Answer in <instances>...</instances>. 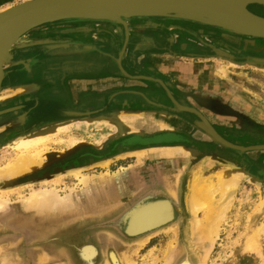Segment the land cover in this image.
Instances as JSON below:
<instances>
[{"label":"flooded vegetation","instance_id":"flooded-vegetation-1","mask_svg":"<svg viewBox=\"0 0 264 264\" xmlns=\"http://www.w3.org/2000/svg\"><path fill=\"white\" fill-rule=\"evenodd\" d=\"M64 23L69 25L64 26ZM125 23L124 26L109 21L60 22L62 25H55L57 29L51 34L55 39L53 45L56 46L48 47L50 41L41 47L15 52V57H18V53L22 54L24 62L21 67L7 71L3 86L33 83L37 88L0 107L13 108L0 117V125L14 122L0 133V145L54 121L84 118L88 113V116H98L119 109L140 111L144 117L161 114L164 116L161 118L166 121L178 116L182 119L177 120L180 124L190 127L126 133L123 137L106 142L101 151L93 148L77 150L74 158H83L86 162L102 161L119 153H131L159 145L195 148L201 142L191 138L187 131H201L192 125L196 116L187 111L168 110L167 107L179 109L189 105L201 114L203 112L198 105L183 101L177 95L174 84L158 73L155 59L164 53L177 57L215 56V50H221V56L232 61L264 58V44L258 43L257 39L215 27L173 18L136 17L125 20ZM48 30L50 27L43 31ZM253 41L255 45L252 46ZM118 58L124 74L116 64ZM16 76H22L23 79L13 81ZM139 76L163 81L178 105L172 104L159 82ZM111 77L117 78L122 84L111 90L109 87L92 88L93 80L101 84ZM126 84L133 85L127 87ZM216 109L220 110L213 107V110ZM214 129L219 131L215 126Z\"/></svg>","mask_w":264,"mask_h":264},{"label":"rangeland","instance_id":"rangeland-1","mask_svg":"<svg viewBox=\"0 0 264 264\" xmlns=\"http://www.w3.org/2000/svg\"><path fill=\"white\" fill-rule=\"evenodd\" d=\"M26 1L28 0H0V8L9 7V6L13 7L17 4L24 3ZM146 18H159V17H146ZM175 20H181V19H175ZM64 21H76L77 22V21H91V20H60V21L40 25L28 31L26 42L24 44H19V45H23V47L19 49L14 47L12 49V57L10 60V65H8L6 68L5 77L7 75L8 70H11L14 67H21V65L24 62L21 57L22 54L18 53V57H15V52L21 51L23 49H29L30 47L31 48L39 47V46L41 47L44 44H48L50 41L51 42L49 43L50 45H48V47L56 46V45H53L55 39H53V36L51 34H54V32L56 31L55 29H57V28H54L56 27L55 25L61 26L62 24H60V22H64ZM103 21H106V20H103ZM63 25L68 26L69 24L64 23ZM70 25H73V24H70ZM48 27H50V30L44 32L43 30ZM210 27H213V26H210ZM239 36H244V35H239ZM244 37H250L254 40L257 39L258 43L264 44V40H262L263 38L261 37H251V36H244ZM42 40H44V42ZM253 45H255V42L252 44V46ZM167 57L166 59H164L163 64H169V63L175 64V63H179L182 61H186L190 63H202L203 62V59L199 60L197 58L188 57L187 55H179V57H177L176 55H168ZM214 59L215 61L210 60V64H212V66L214 68H217L218 70L220 68L227 67L229 65L228 63L230 62L229 59H226L222 57L221 55L220 56L216 55V58ZM234 62L239 63V64L242 63L241 66H239L240 68H238V72L244 74L243 76L244 81L247 80L246 82H244V87L248 90H251L252 92H257L253 95L252 94H247V95L249 97L251 95V97L254 99L253 103L259 102L260 104H264V98H262L264 97V71L260 68H257L258 67L257 65H253L251 63V59L249 60L246 59L244 61H234ZM17 78H19L18 80L23 79L22 76L20 77L16 76V78H13V79L17 80ZM253 78H256L257 80L263 83L255 84L256 82L252 80ZM4 79L2 81V84L4 82ZM241 80H242V76L239 78V81ZM2 89H3L2 90L3 92H2V95L0 96V107L6 105L5 103H9L16 98L22 97L21 95L22 93L31 92L32 90L35 89V87L32 89H28L27 91L23 90V92L19 93L18 95L15 93H9L8 92L9 90L6 89L5 86H3ZM246 102L251 105L249 101L246 100ZM247 106L251 109L249 105ZM4 109H8V108H4ZM0 110H3V109H0ZM130 113H138V111L133 112V110H130ZM3 114H6V113H3ZM3 114H1L0 117ZM8 124L6 125L5 123L3 125H0V133L4 132L9 127H11V125H13L14 122L8 123ZM180 126H182V124H180ZM127 127L129 126L127 125ZM249 127L254 128L255 130H258V127H261V125L256 122H251ZM194 128H196L197 130H200L197 127H194ZM86 130L87 128L81 127L77 130H71L66 134H60L59 135L60 137L58 136V138H62L63 143L55 144L53 142V144L51 143L49 145L50 152L46 154L45 156L46 158H44V164L42 166L37 167L29 175L21 177L20 180L16 183V185L6 187L4 184H0L1 190H11L10 188L14 187V189L9 191L7 194L8 195L7 199L9 201L8 208L3 213H0V262L2 258H4L8 260L10 264H40L42 263V260H38V257L42 255V256H45V259H43L44 260L43 262H46L47 264H71L69 255L63 253L60 250H57V248L55 247V243L57 244V242L60 241V238L62 242L65 239L63 235L64 234L63 232L66 231L63 228L64 226H68L71 224L78 225V224L85 223L87 221H91V219H100L101 217L112 214L116 212L118 209H120L125 203L130 201L133 198V196H135L139 192L141 188L144 190L146 189L145 186L154 185V183H151V181L155 180V178H157L156 177L157 175L151 171L149 172V168H143V167L136 166L134 167L135 170L131 171L130 169V171L133 173V176L135 177V179L141 180L140 183L139 184L136 183V185H134L131 188V190H129L128 192L126 193L124 192V194L114 197L105 207L94 208L93 210L90 208L83 209L79 207L78 209H75V210L72 209L70 211H64V212H58V213H44V214H39V213L37 214V212L35 211H28V212L24 211L21 208L20 199H21V196H23L24 194H27L31 188H38L41 186H45V187L54 186L59 190L60 193L61 192L64 193L67 190V187L69 188L71 186L77 185V179H75L74 176L68 172V170L70 169L80 167L81 172L86 173V174H91V173H96V172L99 173L102 170L103 171L109 170V172L112 173L115 170L121 168L120 166H118L119 164H121V161H122V164L123 162H126V161L127 163L132 162L130 161L132 160V158L131 159L125 158V160H120V159L126 157V155H134L133 153H127V154L119 153V155H115L109 158L108 160L105 159L106 160L105 162L103 161L93 162L91 160L86 162L84 161L85 159L83 158H78V157L74 158L73 155L75 154V152L83 148H93L95 150H100V151L103 150L104 143L108 142L109 140L108 138L106 139L104 138V139L99 140L100 142L98 143H92V141H95V138L93 137V135H91L90 131L88 130L86 131ZM230 132L232 133V135H230ZM123 133L125 135V131ZM189 133H190L191 138H193L194 137L193 134H195L196 136L201 135L203 139L202 138L199 139L201 140L200 141L201 144H199V146L197 145L195 148L188 147L192 149V152H190V157H189L190 162H188V160L187 161L185 160L183 163L181 162L183 164L181 167V171L179 174H176L175 179L181 181L183 178H185L186 172L190 171L193 166H198L202 164L204 160H206L210 156L220 159L222 161H225L228 164H230L232 167H235L236 169H243V170H246L247 172L246 175L239 178L237 188L234 192V196L230 200V203L228 204V206L225 208V211H224L225 213L223 212V214H225L226 216L222 218V220L220 221L218 225L219 228H218L217 235H215L216 238L213 237L214 241H213L212 249L206 256L205 261L203 259L202 261H204V264H249V261H247L249 256L242 255L241 252L236 253L235 245L239 242V234L245 228H246L245 230H247L249 223H251L252 218H254L253 215L257 213L258 207L259 208L264 207V201L262 199V197L264 198V150H251V151H246V152H237V151L228 149L226 147H223L219 144L212 142L210 140V137L207 136L205 133L203 134L202 131H189ZM221 133H222L221 134L222 136H227V137L230 136L229 140H231L232 142L238 143L243 146L262 144V143L264 144V140L260 139V138L264 139V131H260V130L258 131H222ZM113 136H111V138ZM251 136H253L254 139H252ZM69 137L76 138V139H83L85 140V143L82 142L81 144H79L82 146L76 149L75 147L79 145H76V146H73L67 149L66 143L70 139ZM11 141L12 140L0 145V165H2L3 161L6 158H9L14 152V149L8 146L10 143H12ZM64 144H65V147H64ZM62 148L65 150H63ZM72 149H75V150L72 153H70V150ZM52 150H55V151H52ZM220 150L222 151L221 157H219L220 154L218 153V151ZM52 153H55V156L57 157H54L53 155H51L49 159L48 155ZM76 162H80V163L74 164ZM103 163H106V164L102 165ZM159 163L162 166L166 164V162H159ZM187 163H189L190 166H188ZM213 170H214V167L209 166L208 170H206L202 174L211 173L213 172ZM131 172H129V174ZM167 172H168V169H167ZM158 178L160 180V177ZM51 179L56 180L58 183L54 182V184H51V183L41 184V182H43L44 180L46 181V180H51ZM159 180H158V185L163 188L164 185L160 183ZM163 182L165 183L164 180ZM16 186L17 188H15ZM167 192L169 193V191ZM222 193L223 192L218 193L219 195L217 194V197L218 198L220 197V199H222ZM169 194L171 195L172 200L177 204L178 208L182 212L184 219H185V224H186L187 217H186L185 209L183 205L176 198V196L174 197L171 193ZM261 202L263 204H260ZM212 211L214 213L215 211L219 213L217 209H215V211L214 210ZM201 212L202 211L199 212V215H198L199 218L200 217L203 218L202 217L203 212L202 213ZM250 225L251 227H254L253 225H258V223L253 224V225L251 223ZM60 226L63 231H59L60 229L57 230V228ZM164 227H166L165 230L162 233L159 232V234H157L158 236L150 242L151 246H153L150 248L146 247L147 246L146 242L148 238L143 241L135 242V243L134 242H123L119 238L114 236L113 234L99 232L97 234V239H98V244L102 252V259L99 264H107L106 261L108 262V259H109V257L107 256V253H108V250H111L112 248L116 252H119L121 250L130 251V254L133 256V259L135 261V264H161L167 258H170L169 259L170 264H174L175 261L179 259L181 255H183V249L176 235V231H175L176 226L174 224H169ZM184 230H185V225H184ZM43 231H45V233ZM43 239H46L50 242L48 244H45L40 241ZM66 243H68L67 245L70 244L69 246H71L72 248H74L76 245L73 240H67ZM82 243H89V242L87 241V242H82ZM149 250L151 251V253ZM234 250H235V261L227 262V260L234 253ZM191 252H192L193 259L195 260L196 264H198V260L202 256L201 254L203 251L201 250L198 253L193 252V251Z\"/></svg>","mask_w":264,"mask_h":264},{"label":"bare ground","instance_id":"bare-ground-1","mask_svg":"<svg viewBox=\"0 0 264 264\" xmlns=\"http://www.w3.org/2000/svg\"><path fill=\"white\" fill-rule=\"evenodd\" d=\"M214 1L219 4L229 5L238 11L247 12L254 16H258L264 19V0H214ZM13 7L9 6V7L0 8V15L11 10ZM77 16L80 15H72L65 17H77ZM65 17H60L59 19ZM56 20H58V18L50 19L47 20L46 22H51ZM27 33L28 32H23L13 41V43L8 48L5 56L1 61L0 78L1 75L6 71V68L12 57V49L18 46L19 44H24L26 42ZM262 40H264V38ZM42 41L44 42V40ZM217 52L220 54L223 53L221 50H218ZM228 64L229 65L227 67L220 68L216 76L217 79L219 78L220 83L222 82L223 84L226 85L228 84L230 88L234 89L233 87L235 86L237 87L236 85L237 83H235L232 77H234L235 69H238L242 63L239 64L230 60ZM171 66L174 67L173 69L175 72L180 74L182 73L188 74L193 69H196L193 67L192 64L189 65L186 63L173 64ZM204 68L206 69L208 67L205 66ZM257 68H260L264 71V65L258 66ZM202 71L200 72L201 76L203 78L208 79L209 78L208 72L204 73ZM197 73H198V69L194 73L195 76L196 77L198 76L201 81L204 80L202 77L199 76V73L198 74ZM18 79L19 78H17V80ZM211 79L212 78H210V80ZM221 79L223 81H221ZM2 85L3 84H1L0 87V96L2 95L3 92ZM34 87H36V85L33 83H27V84L20 83V84L5 86V88L9 90L8 91L9 93H15L17 95L23 92V90L27 91L28 89H32ZM249 100L251 105L254 106L253 107L249 104V106L253 108L252 110L258 113L259 116L263 115L264 117V104H260L259 102L253 103L254 102L253 100L251 99ZM240 101L243 100L240 98ZM134 111L137 112L136 110H133V112ZM158 115H159L158 116L159 121H157V123L159 124V126L166 128V124L165 122H163L164 118H161L164 116L161 114ZM142 116L143 114H141L140 111H138V113H130V110L117 109V110H111L106 114H100L98 116L87 115V117L84 118H75V119L72 118L69 120L61 119L62 121L61 120L56 122L54 121L53 123L42 126L36 130L28 131L20 135V137L18 136V138L12 140L11 141L12 143L8 145L10 148L14 149V152L9 158H6L3 161L2 165H0V184H4V185L12 184V182L17 180L18 178L29 175L37 167L42 166L44 164V158H46L45 157L46 154L50 152L49 145L51 143L53 144V142L55 144L63 143V139L58 138L60 134H66L71 130H77L81 127H85L87 128L88 131H90L91 135H93V137L95 138V141H92V143H98L100 142L99 140L104 138L105 139L108 138L109 140H111L113 137H115L113 135L119 133L120 128H122L123 126L127 127L128 125L129 127L127 128L133 129V125H135L138 118ZM174 118L179 121H182L181 118L178 116H174ZM10 123L13 122L11 121ZM7 124L8 123H6V125ZM111 136L113 137L111 138ZM82 142L85 143V140L70 138L66 143V148L67 149L71 148L73 146L81 144ZM156 149H158L159 151L158 154L162 156L163 158L162 160H164L166 164H164L163 166L160 163L157 164L156 171L153 170V173L156 174L157 177L163 176L165 178L164 179L165 184L163 185L165 186L167 191H169V193H171L174 197L176 196V198L183 205L187 217V222L185 224V233H186L187 241L190 245L191 251L196 253L200 252L201 250L203 251L201 254L202 258L198 257L199 258L198 264H204L206 256L212 249L213 241H214L213 237L217 235L219 228L218 225L222 220V218L226 216L225 214H223V212L225 211V208L228 206L230 200L234 196V192L237 188L239 178L246 175L247 172L246 170L243 169H236L227 162L210 156L206 160H204L202 164L186 172L185 178H183L181 181L177 179L173 180V174L176 171L180 172L182 165L177 167L178 158L177 159H172V158L177 156L179 158L183 157L185 159L186 158L189 159L190 152H192V149L186 146H173V147L164 146V147H158ZM140 150L138 151L134 150V153L137 155L136 163L138 164L143 159L142 155L146 153L143 152L144 151L143 149L141 151ZM48 157L50 159V156ZM140 158L142 159L140 160ZM209 166L214 167L213 172L202 174L206 170H208ZM134 167L136 166L132 163V165H130L129 167H121L112 173L109 172V170H107L96 174L82 173L80 167L70 169L68 170V172L72 174L75 179H77V185L71 186L69 188L67 187V190L64 193L61 192L62 194L54 186L51 187L41 186L38 188H31L27 194L21 196L20 199L21 208L27 212L35 211L37 212V214L38 213L44 214V213H58V212L70 211L72 209L73 210L78 209L79 207L83 209H87L90 208L92 204L96 202H101L103 206V204L109 203L114 197H117L121 194H124V192L126 193L127 191H129L130 190L129 185L131 184L135 185L134 183L135 177L131 172L135 170ZM166 167L168 169V172ZM148 168L150 170L151 167ZM129 172L131 173L129 174ZM54 182L58 183L56 180L51 179L46 181L44 180L43 182H41V184L43 183L54 184ZM15 188H17V186ZM10 189L12 190L14 189V187ZM11 190L0 189V213H3L8 208L9 201L7 199L8 196L7 194ZM220 192H223L222 199H220V197L219 198L217 197V194ZM262 199L264 201L263 197ZM262 202L260 204H263ZM94 208H92V210ZM166 209H167V205L165 203H162L156 210L153 209L152 213L149 210H146L145 212L144 211L141 212L142 215L138 216L139 218L134 222L133 228L141 229L151 224L164 220ZM215 209H217L219 213H217ZM212 210H214L215 213ZM200 211L203 212V216H202L203 218L201 217L199 218L198 216ZM253 217L254 218H252L251 220L252 225L256 223H258V225H253L254 227H251L250 225L251 223H249L247 230H245L246 229L245 228L244 229L245 231L243 230L239 234V242L235 245L236 253L241 252L242 255L249 256L247 259V261H249V264H264V207L262 208L258 207L257 213H255ZM43 232L45 233V231ZM77 253L79 255L78 259H82L83 264H93L98 255L97 254L98 251L96 247L93 244L91 245L90 243H82V245L77 248ZM107 256L109 257L108 262L106 261L107 264L109 263L135 264L133 256L130 254V251L127 250H121L119 252H116L112 248L111 250H108ZM43 259H45V256L41 255L40 257H38V260H42V263L40 264H47L46 262H43L44 261ZM169 259L170 258H167L161 264H170ZM202 259L204 261H202ZM233 261H235V250L232 256L227 260V262H233ZM186 263L191 264L188 263L187 261ZM0 264H10V263L8 262V260L2 258Z\"/></svg>","mask_w":264,"mask_h":264},{"label":"water","instance_id":"water-1","mask_svg":"<svg viewBox=\"0 0 264 264\" xmlns=\"http://www.w3.org/2000/svg\"><path fill=\"white\" fill-rule=\"evenodd\" d=\"M72 15L80 16L65 17ZM60 17L65 18L59 19ZM136 17L175 18L213 26L238 35L264 38L263 18L247 12L238 11L226 4L216 3L214 0H28L24 3L17 4L11 10L0 15V67L3 57L13 41L23 32H28L42 24L60 20H106L120 23L125 26L126 19ZM55 18H58V20L46 22L47 20ZM22 47L23 45H19L15 48L19 49ZM217 51L218 50H215V53L221 55ZM251 63L253 65L262 66L264 65V58H251ZM116 64L121 73L124 74L125 72L121 67L119 58L116 59ZM8 65H10V61ZM5 74L6 71L1 75L0 87ZM139 77L148 81L159 82L162 88L165 89L172 104H174V106L178 105L163 81L147 76ZM23 94L25 93L21 95ZM12 109L13 108L0 110V115L10 112ZM167 109L187 111L194 114L196 120L192 121V125L209 136L212 142L223 147L237 152L264 150L263 143L243 146L230 141L225 136L215 131L214 127L205 116L191 106H181L179 109L167 107ZM123 127L120 128V132L111 140L123 137ZM80 146L82 145L75 147V149ZM75 149L70 150V153ZM51 155L57 157L55 153L49 154L48 156L51 157ZM19 180L20 178L12 182V184L5 186L16 185ZM162 203L167 205L164 220L141 229L133 228L134 222L139 218L138 216L142 215L141 212L149 210L152 213L153 209L156 210ZM169 224H174L176 226V235L183 249V255H181L174 264H187L186 261L191 264H196L192 257L191 248L184 230V216L177 204L172 200L171 195L167 190L159 186L158 183L148 185L144 190L140 189L130 201L112 214L101 217L100 219H91V221L82 224L64 226L63 228L66 230L63 232L65 240L62 242L60 239L57 244L55 243V247L57 250L69 255L71 264H83V260L78 259L79 255L77 253V248L82 245V242L88 241L91 245L93 244L98 251V255L93 264H99L102 259V252L97 239V234L99 232L113 234L123 242L135 243L147 239L160 228ZM57 230L63 231L61 226L58 227ZM66 240H73L76 244L75 247L72 248L67 245L68 243H66ZM40 241L45 244L50 242L46 239Z\"/></svg>","mask_w":264,"mask_h":264},{"label":"crops","instance_id":"crops-1","mask_svg":"<svg viewBox=\"0 0 264 264\" xmlns=\"http://www.w3.org/2000/svg\"><path fill=\"white\" fill-rule=\"evenodd\" d=\"M167 54L168 53H164L163 55L158 56L159 57L158 59H155V63L157 65V67H158L157 69L159 70L158 73H160L162 76H164V78L167 81H170V82H172L174 84V88L177 91V95L179 97L181 96V99H183V101H189L192 104L198 105L200 110L203 112L202 114L205 116V118L212 124L213 127L215 126L219 130L218 132L220 134H222L221 133L222 131H258V130L264 131V128H263L264 127V117H263V115L259 116L258 113H256L255 111L251 110L253 108L250 109L247 106L249 104L246 102V100L250 101L249 99L252 98L251 95H250V97H251L250 98L247 94H252L253 95V94L257 93V92H252L251 90H248V89H246L244 87V82H246L247 80L246 81L243 80L244 74L238 72V69H235L234 77H232L233 80L235 81V83H237L236 84L237 87L235 86V87H233L234 89H232V88H230V86L228 84L226 85V84H223L222 82L220 83L219 78L217 79V76H216L218 74V72H217L218 69L214 68L212 66V64H210V60L211 61H213V60L215 61L214 58H216V55H217L216 53H215V56L192 57V58H197L199 60L203 59L202 63H190V62H186V61L175 63V64H180V63L185 64L186 63V64H189V65L192 64L193 67L196 68V69H193L188 74H183V73L180 74V73L175 72L174 69H173L174 67L171 66L174 63H169L167 65L163 64L164 59H166V57L168 55H171V54H168V55ZM187 56L190 57V55H187ZM211 58H213V59H211ZM205 66L208 67V68L205 69L204 68ZM197 69H198V73H199L200 77H202L200 72L203 70L202 72H204V73L208 72L209 78L206 79V78L202 77L204 80L201 81L200 78L198 76L196 77L195 74H194L197 71ZM241 76H242V80L239 81V78ZM210 78H212V79L210 80ZM252 80L254 82H256L255 84L263 83V82H260L259 80H257L256 78H253ZM93 81L94 82L92 84V88H94V89H96V88L100 89V88L109 87V89L111 90V89H114L116 85L119 86V84H122L120 81H118L117 78H114V77H111L109 79V81H107V82H103V81H105V80H103L101 84L95 83V82H98V81H95V80H93ZM221 81H223V80L221 79ZM98 83H100V82H98ZM126 85H127V87H129V86H132L133 84H126ZM259 86H261V85H259ZM32 91H34V90H32ZM240 98L243 101H240ZM262 98H264V97H262ZM251 100L254 101L253 98ZM213 107L219 108L220 110L219 111H217V109L213 110ZM224 107H227L229 109L224 108ZM152 116H154V115L145 116V117H143V116L139 117L137 122H136V124L133 125V129L127 128L125 126L124 128L127 129V131H125V134L126 133L127 134L128 133L129 134L135 133L136 131H138L139 133H144L145 132L144 130H146L149 133L153 132V131L156 132L158 130H164V131H167V130H170V129L174 130L176 128H179V126H180L179 125L180 122L177 121V119H171L170 121H166L164 119L163 122H165L166 128H161L159 125H157L158 124L157 121H159V117L158 116L152 117ZM152 119H154V120H152ZM251 122H256V123L260 124L261 127H258V130H255L254 128H250L249 126H250ZM182 126L183 127L185 126V128H189V126L184 125V123L182 124ZM128 130H131V131H128ZM187 132H188V134H190L189 131H187ZM248 134H249V132H248ZM230 135H232L231 132H230ZM193 136H194L193 138L195 140H197V141L199 139H201V138L203 139V137L201 135H197L198 136L197 137L195 134H193ZM225 137L230 139V136L229 137L225 136ZM251 138L254 139L253 136H251ZM260 139L264 140L263 138H260ZM199 141H201V140H199ZM164 146H172L173 147V145H159V146H152V147H149V148H145V149H143L144 150L143 152H146V153L144 155H142L143 159L140 158V160L142 159V161H140L139 164L136 163L137 155L133 151L134 155H126V157H124L122 159H120V157H119L120 160H125V158L126 159H128V158L131 159L132 158V160H130L132 162L127 163V161H126V162H123V164H122V161H121V164H119L118 166H120V167H129L133 163L135 166H138V167H143V168L151 167L149 172L150 171L153 172V170L156 171L157 164L159 162H161V161H164V160H162L163 159L162 156L158 154L159 151L156 148L164 147ZM221 152H222L221 150L218 151V153L220 154L219 157H221ZM127 153H129V152H124L122 154H127ZM117 155H119V154H117ZM172 159H177V161H178L177 167H179V166L183 165L182 163L185 160L187 161L188 158H186V159L183 158L184 159L183 160L182 157L179 158V157L176 156V157H173ZM102 161L105 162L106 160H102ZM188 162H190V158L188 159ZM103 164L105 165L106 163H103ZM187 165L189 166L190 164L187 163ZM188 166H187V168H188ZM195 167H197V166H193L192 169H194ZM112 171H114V170H112ZM96 173H98V172H96ZM96 173H91V174H96ZM179 173L180 172L176 171L173 174V180H175L176 174H179ZM164 179L165 178L163 176H160L159 182L162 183V184H165L164 182H162ZM140 181L141 180L134 179L135 185H136V183L139 184ZM151 183H158V177L155 178V180L151 181ZM133 186L134 185H132V184L129 185L130 190H131V188ZM163 188H165V187L163 186ZM165 190H167V189H165ZM107 204H103V206H102L101 202H96V203L92 204V206L90 208L91 209L94 208V207L95 208H100V207L102 208V207H105L104 205L107 206ZM98 205H100V206H98ZM165 228L166 227L160 228L158 231H156L154 234H152L151 236L148 237L147 242H146L147 243V246H146L147 248L148 247L149 248L153 247V246H151L150 242L152 240H154L158 236L157 234H159V232L162 233L165 230Z\"/></svg>","mask_w":264,"mask_h":264}]
</instances>
